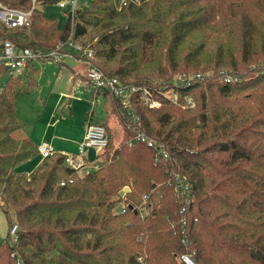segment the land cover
Segmentation results:
<instances>
[{
  "label": "trees",
  "instance_id": "1",
  "mask_svg": "<svg viewBox=\"0 0 264 264\" xmlns=\"http://www.w3.org/2000/svg\"><path fill=\"white\" fill-rule=\"evenodd\" d=\"M56 1L35 0L28 28L0 25V52L5 38L41 52L63 40L68 20L58 27L42 10ZM116 3L89 0L77 9L73 36L92 49L94 66L145 87L157 105L135 93L127 114L102 91L120 137L114 142L104 124L99 166L76 175L53 151L25 177L16 165L38 152L29 137L12 135L23 128L14 99L33 86L37 69L7 76L0 84V211L8 230L16 224L17 240L0 243V264H182L180 253L196 264H264V0ZM195 74L176 83L177 75ZM169 89L173 100L164 95ZM139 132L161 143L170 160L155 162ZM175 172L189 185L183 213L171 188Z\"/></svg>",
  "mask_w": 264,
  "mask_h": 264
},
{
  "label": "built area",
  "instance_id": "2",
  "mask_svg": "<svg viewBox=\"0 0 264 264\" xmlns=\"http://www.w3.org/2000/svg\"><path fill=\"white\" fill-rule=\"evenodd\" d=\"M88 1L89 0H57L54 3L61 14L68 20L69 30L65 38L58 41L49 51L41 52L39 50L32 51L26 47L20 48L9 39H3L1 42L0 69L2 72L6 73L7 76L17 77L24 73L27 65H32L37 60L48 58L53 63L60 64L70 59L84 65V69L80 71V74L86 84L95 91L109 92L119 101L121 107L126 110L127 114L131 113L129 100L135 93L141 92V99L148 106L157 105L156 101L148 99V90L145 87L127 83L114 75H106L94 66L91 61L94 58L92 49L84 45L80 39L74 38V12L81 7L87 6ZM137 2L138 0H117L116 5L117 8H120L128 3ZM29 3V6L26 8H17L0 2V25L5 31L14 28L29 27L30 15L35 6V0H29ZM198 76L199 74H195L194 76L177 75L176 83H187L191 78ZM231 78L232 77L228 74L222 75L224 81H229ZM164 95L172 100L175 98L171 89L164 93ZM186 102L189 103V99H186ZM135 137L138 141L144 142L147 147L154 151L155 162H166L170 160L168 151L161 143H157L141 132L137 133ZM106 144L107 135L103 125L88 120L84 124L82 138L77 143V151L74 154H65L62 159L63 164L75 170L76 173L80 170H85L86 167H90L89 170L95 169L99 166L97 154ZM36 149L40 158L47 157L53 153L52 147L44 142L39 143ZM87 149L95 151L96 154L92 159L86 158L85 152ZM86 172L87 170L84 171V173ZM59 184L61 185L63 182H59ZM171 188L176 197L182 202L178 212L183 213L185 211V204L189 202V185L182 175L175 172L171 178ZM145 202L146 195H142V205L145 204ZM120 207H122V205ZM16 231V224L11 225L8 230V241L10 243L16 242ZM181 243H185L184 238L181 239ZM177 260L182 264H196L186 253H180L177 256ZM15 263L19 264L20 260L16 259Z\"/></svg>",
  "mask_w": 264,
  "mask_h": 264
},
{
  "label": "rangeland",
  "instance_id": "3",
  "mask_svg": "<svg viewBox=\"0 0 264 264\" xmlns=\"http://www.w3.org/2000/svg\"><path fill=\"white\" fill-rule=\"evenodd\" d=\"M42 10L45 17L56 21L58 27L63 26L66 18L62 16L54 3L44 5ZM66 64V66L56 64L48 58L34 62L37 71L33 76V86L27 92L15 95V114L22 122L23 128L12 135L19 137L25 134L30 137L34 146L42 142L47 144L54 137L66 139L75 128L84 127V115L91 111L92 121L111 127L112 138L116 142L120 137L119 126L115 115L110 112L108 98L101 94L95 96L94 93L90 94V86L83 82V79L80 81L77 78L72 84L71 70L73 71L75 66ZM6 78V73L2 72L0 84L4 83ZM21 79L25 83L24 75ZM57 119L65 125L57 124ZM36 162L37 159L23 161L16 165L15 169L17 172L26 173L25 177H29L39 169L35 166ZM89 169L90 167H86L85 170L78 171L76 175H83L84 171ZM3 240H8V224L0 211V243Z\"/></svg>",
  "mask_w": 264,
  "mask_h": 264
},
{
  "label": "crops",
  "instance_id": "4",
  "mask_svg": "<svg viewBox=\"0 0 264 264\" xmlns=\"http://www.w3.org/2000/svg\"><path fill=\"white\" fill-rule=\"evenodd\" d=\"M66 63H69L70 65H74L75 66L74 70L73 71L71 70L72 84H74L76 82L77 78L80 79V81H81L83 78H82V76L80 74V71H82L84 69V65H82L81 63H78L76 61H73V60H71V61L66 60V61H64V62H62L60 64H64L66 66L67 65ZM32 65L34 66V63ZM83 82H84V80H83ZM89 88H90L89 89L90 94L94 93V96L95 95H99V94L105 96L103 93L95 91L91 87H89ZM89 118L91 120H93L91 115H90ZM56 122L59 125H65L64 123L60 122L58 119L56 120ZM56 122H55V124H56ZM84 124H85V121L83 120V125ZM82 134H83V126H82V128L81 127H77L71 133H69V137L68 138H66V139H57L56 137H54L47 144L49 146H51L52 149H54L53 150L54 152H58V153L63 154V155L67 154V152H71V153L74 154L77 151V143L82 138ZM24 136H27V135L24 134ZM27 137H29V136H27ZM29 139H30V137H29ZM56 149H59V151H56ZM95 154H96L95 151L91 150V149H87L86 152H85V156H86L87 159H92L95 156ZM35 159H37V162L35 163V166L38 167V164H39L40 159H41L38 154H37V156H35L33 158H29L28 161H31V160L33 161ZM25 161H27V160H25Z\"/></svg>",
  "mask_w": 264,
  "mask_h": 264
},
{
  "label": "water",
  "instance_id": "5",
  "mask_svg": "<svg viewBox=\"0 0 264 264\" xmlns=\"http://www.w3.org/2000/svg\"><path fill=\"white\" fill-rule=\"evenodd\" d=\"M127 191H128V188L124 187L120 191H118V195L123 196V194L126 193ZM128 208H130V205L128 206Z\"/></svg>",
  "mask_w": 264,
  "mask_h": 264
}]
</instances>
